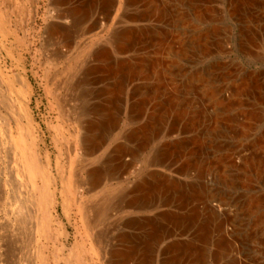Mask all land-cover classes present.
I'll return each instance as SVG.
<instances>
[{
  "label": "bare ground",
  "instance_id": "6f19581e",
  "mask_svg": "<svg viewBox=\"0 0 264 264\" xmlns=\"http://www.w3.org/2000/svg\"><path fill=\"white\" fill-rule=\"evenodd\" d=\"M56 3L76 28L95 14L110 15L117 0ZM122 6L131 24L115 27L110 42L120 55L136 54L115 60L106 45L96 48L102 64L87 66V83L101 67L117 76L113 90L126 102L117 115L139 124L121 133L124 142L103 165L87 170V185L129 172L137 177L87 203V214L99 227L119 206L152 213L124 221L132 232L117 235L106 262L264 264V0H122ZM87 114L93 118L81 145L91 155L117 118L112 106L87 107ZM142 151L141 167L126 160ZM107 236L97 233L101 241ZM164 239L171 240L157 248Z\"/></svg>",
  "mask_w": 264,
  "mask_h": 264
},
{
  "label": "rangeland",
  "instance_id": "374dc122",
  "mask_svg": "<svg viewBox=\"0 0 264 264\" xmlns=\"http://www.w3.org/2000/svg\"><path fill=\"white\" fill-rule=\"evenodd\" d=\"M56 1L0 0V264H108V246L117 235L132 232L124 221L152 213L119 206L99 227L87 214V203L131 186L137 177L129 172L93 189L87 185V170L103 165L124 142L121 133L139 124L123 112L117 115L118 106L126 104L119 103L113 90L117 76L101 67L94 82L87 83V66L102 64L93 57L96 48L106 45L115 60L136 54L120 55L110 42L115 27L131 24L122 15V0L107 17L95 14L76 28ZM53 25L58 29L54 36L48 32ZM105 106H112L116 125L98 151L87 154L81 145L87 120L93 118L87 107ZM145 155L142 151L126 160L141 167ZM98 231L108 233L104 241L97 238Z\"/></svg>",
  "mask_w": 264,
  "mask_h": 264
}]
</instances>
